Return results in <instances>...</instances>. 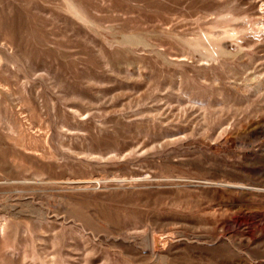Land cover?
Returning <instances> with one entry per match:
<instances>
[{"label": "rangeland", "instance_id": "rangeland-1", "mask_svg": "<svg viewBox=\"0 0 264 264\" xmlns=\"http://www.w3.org/2000/svg\"><path fill=\"white\" fill-rule=\"evenodd\" d=\"M0 264H264V0H0Z\"/></svg>", "mask_w": 264, "mask_h": 264}]
</instances>
